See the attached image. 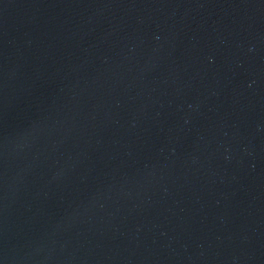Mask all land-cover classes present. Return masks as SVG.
Returning <instances> with one entry per match:
<instances>
[{
	"label": "water",
	"instance_id": "obj_1",
	"mask_svg": "<svg viewBox=\"0 0 264 264\" xmlns=\"http://www.w3.org/2000/svg\"><path fill=\"white\" fill-rule=\"evenodd\" d=\"M0 264H264V0H0Z\"/></svg>",
	"mask_w": 264,
	"mask_h": 264
}]
</instances>
